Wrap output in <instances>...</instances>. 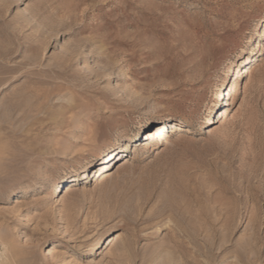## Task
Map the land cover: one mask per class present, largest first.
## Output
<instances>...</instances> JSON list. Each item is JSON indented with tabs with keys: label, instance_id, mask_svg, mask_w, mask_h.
Segmentation results:
<instances>
[{
	"label": "rangeland",
	"instance_id": "rangeland-1",
	"mask_svg": "<svg viewBox=\"0 0 264 264\" xmlns=\"http://www.w3.org/2000/svg\"><path fill=\"white\" fill-rule=\"evenodd\" d=\"M263 25L264 0H0V264H264Z\"/></svg>",
	"mask_w": 264,
	"mask_h": 264
},
{
	"label": "bare ground",
	"instance_id": "bare-ground-1",
	"mask_svg": "<svg viewBox=\"0 0 264 264\" xmlns=\"http://www.w3.org/2000/svg\"><path fill=\"white\" fill-rule=\"evenodd\" d=\"M263 37H264V25L261 27V29H260V31H259L258 39H263ZM259 43H260V41L257 40V41H256V47H258L259 45L261 46V44H259ZM157 119H158V121H161V120H160L161 117H158ZM204 121L207 122L206 124H209L211 121L214 122V119H213V117L210 115V116H208L207 118H205ZM212 124H213V123H212ZM124 150H127V146H126V145H124ZM124 150H122V151H124ZM120 153H121V151H119V149L110 151V152L105 156L106 159H105V157H104L105 160L103 159L102 162H100L98 165H99V166L106 165L108 162H110V161L113 159V157H114L115 155H118V154H120ZM114 154H115V155H114ZM46 181H47V180H46ZM58 187H59V185H58ZM106 234H107V232H105L103 235H106ZM103 235H102V236H103ZM102 236H100V237L95 241V243H96L97 241H99V240L101 239ZM93 245H94V244H92V246H93ZM94 248H95V247H94ZM94 248L89 252V254H91V253L93 252Z\"/></svg>",
	"mask_w": 264,
	"mask_h": 264
}]
</instances>
